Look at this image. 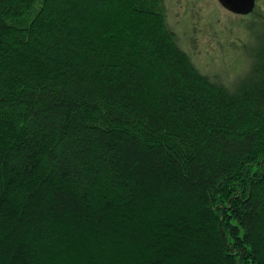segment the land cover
<instances>
[{
  "label": "trees",
  "instance_id": "obj_1",
  "mask_svg": "<svg viewBox=\"0 0 264 264\" xmlns=\"http://www.w3.org/2000/svg\"><path fill=\"white\" fill-rule=\"evenodd\" d=\"M169 9L0 0V264H264V19L212 73Z\"/></svg>",
  "mask_w": 264,
  "mask_h": 264
},
{
  "label": "rangeland",
  "instance_id": "obj_2",
  "mask_svg": "<svg viewBox=\"0 0 264 264\" xmlns=\"http://www.w3.org/2000/svg\"><path fill=\"white\" fill-rule=\"evenodd\" d=\"M166 1L170 8V23L178 30L181 45L192 53L203 70L233 75L243 69L245 60L240 51L232 48V41L243 47L251 41V30L242 29L243 24L250 17L264 19V0H257L247 19L227 11L218 0ZM234 26L236 29L231 28Z\"/></svg>",
  "mask_w": 264,
  "mask_h": 264
},
{
  "label": "water",
  "instance_id": "obj_3",
  "mask_svg": "<svg viewBox=\"0 0 264 264\" xmlns=\"http://www.w3.org/2000/svg\"><path fill=\"white\" fill-rule=\"evenodd\" d=\"M218 2L235 15L247 16L254 11L257 0H218Z\"/></svg>",
  "mask_w": 264,
  "mask_h": 264
}]
</instances>
